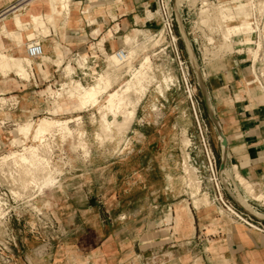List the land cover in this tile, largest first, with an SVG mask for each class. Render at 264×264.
<instances>
[{
	"label": "crops",
	"instance_id": "obj_1",
	"mask_svg": "<svg viewBox=\"0 0 264 264\" xmlns=\"http://www.w3.org/2000/svg\"><path fill=\"white\" fill-rule=\"evenodd\" d=\"M36 2L0 0V18L7 15L0 23L16 33L15 14L23 12L30 21V8L42 13L49 9ZM15 4L12 12L4 13ZM183 14L189 12L184 9ZM2 26L0 52L28 58V35L23 33L19 43ZM160 27L155 0H70L69 15L58 17L56 28L42 43L43 57L47 54L64 66L76 55L90 60L94 45L103 42L107 55L113 54L125 47L128 36ZM186 29L189 32V25ZM239 39V45L249 44ZM246 51L208 63L202 60L201 66L228 143L227 170L236 181L238 174L245 178L259 195L264 194V96L249 85L253 73ZM66 78L63 67L42 59L33 60L28 79L0 71V100L17 103L0 108L1 152L18 124L48 113L39 90ZM139 115L140 108L131 131L140 125L139 135L143 142L150 141L152 150L166 145L163 123L153 124L156 135L148 140L143 124H138L143 121ZM172 163L171 154H140L117 161L95 157L88 167L63 170L57 186L34 199L42 217L10 204L14 212L0 224V264H264V232L221 214L215 204L196 209L192 203L189 207L179 203L182 194ZM240 192L245 195L242 188ZM249 203L264 216V206L251 199Z\"/></svg>",
	"mask_w": 264,
	"mask_h": 264
},
{
	"label": "rangeland",
	"instance_id": "obj_2",
	"mask_svg": "<svg viewBox=\"0 0 264 264\" xmlns=\"http://www.w3.org/2000/svg\"><path fill=\"white\" fill-rule=\"evenodd\" d=\"M193 1L194 0H177V4L179 6V10L181 14L183 13L184 9H185V12H189L188 15L186 16L184 14L183 15L185 17L188 16L190 20L189 31L193 32V34L189 36L190 39L191 38H194L195 40L197 39V44L196 43H193V44L195 46L199 61L201 59L200 66H201L202 60L208 63V62H211L213 59L220 57V56L233 54L235 52L244 53L245 52L244 49L246 48V46L250 45L251 42H248L249 44L245 46L239 45L240 39L238 37L240 36L239 32H244L246 30V27L249 25L250 15H249L248 3H250V1L249 0H234L231 2L221 1V2H215V3H213V1L211 2L210 0L208 1L207 0H196L195 2ZM203 1H206L207 3L209 2V4L212 3L211 5L215 4L219 6V9L214 8L210 12L211 14L208 13V17L210 16V18L211 17L212 18L211 19L209 18L210 22L205 23V24H202V23H203V20L207 18V15L201 13L202 8L204 7V3H205ZM256 1H262V0H256ZM36 4H39L42 6L47 5L48 8L50 9V3L47 1L38 0ZM221 4H223L224 6L222 7ZM23 9L24 7L22 8V10ZM173 10H174V3H173ZM213 10L214 11L216 10V11L213 12ZM218 10L225 11L227 13V18L226 19L224 18V19L229 21L228 23L225 24L228 28L239 29L238 34L234 33V36L230 40L231 44L230 43L227 44L223 36L222 30L224 29H222L223 27L221 28L220 25L221 23H223L224 19L222 17V14ZM33 12L34 10L31 8L28 11V13L31 14V17H32ZM28 13L26 17H28ZM37 13H42V12L37 10ZM201 16H202V19H201ZM24 18L25 17L23 16L21 17V23H22L21 25L23 24L25 25L26 23L25 27L24 25L22 27H20L21 25L18 26L17 27L18 31H16V33H14L12 30L6 31V29H3V31L5 30L4 32L6 33V35L9 33L8 35L10 36V38L14 40L15 38H17L16 40L19 43H22L20 39L23 37V33L28 35L29 40H36V41L43 43L46 40V38H44V35L39 36L40 28L34 22V19L31 18V20L29 21V19L25 20ZM1 19L2 18H0V20ZM2 25H3V22L0 23V27ZM52 27L56 28V26H52ZM11 32H13V35L14 34L15 35L14 36L11 35L12 34ZM17 32L21 33L20 37ZM177 35L179 37V42L177 46L173 43V41H171L169 38L165 36L162 25L155 32H152V33L141 32V33H137L134 36H129L131 40H128L126 38L125 47L127 48V50L136 49L137 51L135 50L136 53L134 54V58L132 60L133 62L132 61L130 62L132 65L127 64L125 65V67L121 66V69L120 68L116 69V66L113 65L111 61H109L110 60L109 57L115 54L107 55L103 47V42H101L99 45H94L91 49L93 57L97 60L98 64L100 65L99 68L96 69L93 67L89 71L83 70L84 67L80 66V64L77 61V58L79 57L88 58L87 55H83V56L79 55V56L73 57L67 62V65L71 64L73 67L76 68V74L74 75V80L80 81L86 87L91 86V85L93 86L99 83L100 82L99 79L101 78V75H104V74H106L103 76L104 78L105 77L110 78V79L112 78L113 80L112 81L113 85H111V88L108 90L110 92L114 90H118L120 88L123 91L127 88V85L131 84L132 89L129 92H127L125 96H127L126 99L127 100L129 99L128 100L129 102L131 101L132 103H136L135 105L138 104L137 105L138 110L140 108L139 117H142L143 121L142 123H138V124H143L142 125V128L144 129L143 133L144 134L147 133L146 136L149 138L148 140H150L152 137H154L153 135H156L155 133L156 129L153 124L155 122H162L163 125L162 127H160V129L162 133L166 135L167 137L166 145L159 147L157 150H152L149 147L150 141L143 142V136L139 135L140 125H136L132 131L131 129L128 130L123 136H118L116 134L115 140L111 141V138H109V137H113V135L107 136L108 138L105 136V139L103 137L102 139L98 140L96 138V133L100 131V124H99L100 115L98 112V108L92 109L91 107L89 111L88 110L81 111V112L75 111L73 105L76 103V99H71L67 95H64V97H61V98H57L56 96L51 94L53 90L58 91L62 87V84L68 83L69 82L68 78L65 79L61 84H57L55 87L51 86L50 88L49 87L50 85L48 86L49 89L47 87H43L39 90L40 99L48 103L49 105V108L47 111L48 113L42 116H39L34 121L35 123H38L40 121L39 119H43V118H50V119L65 121V120H74L78 117H82V120L70 122L68 126L71 129L70 131L68 129L67 130L63 129V131H61V129L59 130L57 129L53 131L52 133L53 135L49 134L50 136L48 135L47 136L48 138L46 137V141L44 145L40 144V142L38 141H34L33 137H30L28 140H26L27 141L26 144L29 146L33 145L35 147H38L39 145L38 147L39 150L42 151L43 154L46 155V158H48L50 161L51 166L50 167L47 166L48 168L46 167L44 169L42 166H40L42 168H37L38 167L37 165H36V168H34L35 167L34 164H31V163L26 164L22 161L18 162L19 160L18 157L17 159L10 158L6 160L7 155H10L11 152L24 153L23 151L24 147L22 145L17 146V145H13L10 142L9 145L5 149H3L2 152L0 151V195L2 198H4V200H6L5 201L7 203L6 206H9V203L12 204L13 206L19 205L24 208H27L26 205H31L32 209H34L37 212H40V210L33 204L35 202L34 199L38 195L44 194L46 190H51L54 188V187L51 188L47 186V188L44 189L45 183L42 180L43 179L42 174L47 172L46 169L47 170L49 169L48 173H52V174L54 173V177L57 176L56 179L59 180L60 182V178L63 174L62 173L63 170L70 171V170H75L79 167H88L91 160H93V158L95 157L110 158L114 161H117L129 155L138 156L140 154H150L152 156H159V155L171 154L174 156V163L170 164L169 166H170V169H172L174 172L177 173L176 183L179 186L180 193L182 194V196L179 199L180 204H183L189 207L190 203H192L196 209H200L203 206H210V204H215L218 207H220L221 214L235 220L236 222L243 223L242 221L237 219V217L232 215L230 212H228L227 210L225 211L218 204V202L215 201V191H214L213 184L209 181L210 179L206 181L204 177H202L201 179L200 177L202 176L201 171L199 167L193 161V156L200 155L201 153L200 149L202 148L199 124H201L204 130L206 139L208 140L209 144L211 145L216 155L219 170H220V164H221V144L219 141V136H217L218 134L207 115L204 102H203V98L201 95V91L199 89L196 76L192 69L186 47L180 36L178 26H177ZM207 40L209 41L210 45H208ZM223 41H224V44H223ZM177 50L179 51L181 59H179V56L176 53ZM240 50L242 51L240 52ZM148 57L150 58V61H151V67L150 69L146 67V69L144 70H147L148 72L150 71L148 73V76H151V77H148V78H145V80L144 79L142 80L144 82L141 83V86L145 88L143 90L145 93H141L139 89L137 87L135 88L134 86L135 81L138 82V80H136L135 76L133 77V74L135 75L136 70H141L142 68L141 64H143L144 61ZM94 58L90 59L89 62L91 63ZM23 59H22V62L24 63ZM51 59L49 58V59H45V60L43 59V60L48 61V62L50 61L53 62ZM181 61L188 63V66L190 67V78H187L188 76L187 72H186V77H185L184 72H183V69H185V66H182ZM30 62L31 64H28ZM28 63L25 62L24 64L32 66V69H33V61H29ZM67 65L65 64V66L63 65L59 68L63 67L65 69ZM39 67L41 68V64L39 65ZM129 69L130 71H128ZM13 70L14 69H12V71ZM201 70L204 76L202 66H201ZM10 72L6 74H9ZM83 73H87V75H83ZM170 75L171 77L172 76L174 77V78L172 77L174 79V82L169 83L168 84L169 88H168V85L166 84L167 82L165 83L163 81H164V77L166 79V78H169ZM133 78L135 81L133 80ZM204 79H205V76H204ZM142 84H145V85H142ZM160 85H162L163 88ZM188 85L191 89L190 92L188 90ZM71 86H74V85H71ZM50 90H51V93H50ZM158 90L160 91L162 90V93H160V91ZM103 96L104 97L101 101L102 105L106 101L107 93H105ZM16 104L17 103L15 102L2 99L0 101V108L7 107V106L14 107V106H17ZM154 105H157L158 108L161 109L156 114L155 112H153ZM94 114L96 115V123H94L92 119V117H94ZM109 119L113 120L114 118L110 116ZM118 120L121 121L122 117L121 116L118 117ZM18 127H19V124L17 128ZM123 140H126V144L123 143ZM185 141H187L188 143L187 142L185 143ZM85 144L87 145V147H85L86 146ZM120 144L122 145L120 146ZM84 148H86V150ZM119 149H121L122 151H119ZM0 150H1V145H0ZM184 162L188 163L189 166L187 165V163L186 165L190 168V173H192L191 171L196 170L195 171L196 173L194 172L192 173L194 174L193 178L196 180L197 179L196 176H198V179L196 180V182L198 181L199 183H201V186L203 185L201 187V191L199 195L196 194L194 190H192V188H188V186L184 182H182L183 180L180 181L181 178L185 175L184 173L185 171H183ZM157 165H159V163ZM27 167H29L30 169ZM132 167H138V163H133ZM119 169L122 170L124 168L122 166ZM25 171L26 172L28 171L27 172L28 177ZM34 172L39 173L35 177L41 176V185L38 186L39 189H36L37 187L33 185L32 183H30L31 178L34 176L33 174ZM30 173H31V176H29ZM45 175L46 173L44 174V176ZM152 177L154 178L153 179L154 181L157 179V175H153ZM224 177H225L226 182L232 183L234 185V188H237L239 192L241 188L243 189V191H245V195H243L240 192L241 200H239L240 198L237 199L238 202L243 207H245L248 210L253 209L252 205L249 203V199H251L252 201H254L256 204L260 206H264V200H263L264 194H259L261 195V197L263 196L261 199V197L259 198V195L255 193L254 188L251 192H248L246 188L244 186L242 187V185L240 184L238 180V177H239L238 175H237V181H236L235 176H232L229 173V171L226 169ZM170 178L172 177L169 176V179ZM122 185L123 184H119V186H122ZM42 187L43 189L40 190V188ZM43 190H44V193L42 192ZM39 192L40 193L42 192V193L40 194ZM2 193H4L5 195H3ZM225 198L226 200L233 202V200L230 198L227 192H225ZM238 209L240 210V208ZM4 213L5 215H7L6 211ZM1 223H2V220L0 221V224Z\"/></svg>",
	"mask_w": 264,
	"mask_h": 264
},
{
	"label": "bare ground",
	"instance_id": "obj_3",
	"mask_svg": "<svg viewBox=\"0 0 264 264\" xmlns=\"http://www.w3.org/2000/svg\"><path fill=\"white\" fill-rule=\"evenodd\" d=\"M33 1H38V0H33ZM43 1H47V2L50 3V9H48L46 11V13H43V14L42 13H37V10L35 9L34 12H33V14H32V18L34 19V22L40 28V35L39 36L44 35V38H46L51 33V30H50L51 28L50 27L56 26V21H57L58 17L63 16L64 14L65 15L66 14L69 15V12H70V0H43ZM195 1L196 0H194L193 2H195ZM249 1H250V3H248V6H249V15H250L249 19L251 18V16L253 15L254 12L261 13V14L264 13V0L259 1V2L255 1V0H249ZM203 2H205L204 3V7L202 8V11L201 10L200 11H201V13L207 15V18H205V19L203 18L204 20H203V23L202 24H205V23L210 22L209 21L210 16L208 17V13H210L212 11V9H214V8L215 9L216 8L219 9V6H217L215 4H214L215 6L214 5H211L212 3L209 4V2L207 3L206 1H203ZM213 3H215V2H213ZM30 4L31 3H28L27 5H30ZM210 5H211V7H210ZM21 7H23V6H21ZM215 11L213 10V12H215ZM218 11L222 14L223 19L224 18L225 19L227 18V13L225 11H221V10H218ZM6 16L7 15H5L4 17H2L1 20L5 19ZM22 16H23L22 13L15 14V16H14V22H15V24L17 26H20L22 24L21 23V17ZM202 16H201V19H202ZM225 19L223 20V23H221L222 20L219 23H221V25H220L221 28L223 27L222 29H224V30L221 29L223 31V32L222 31L221 32L223 33V36H224V38L226 40V43L228 44V43L231 42L230 40L234 36V33H237L238 34V30L239 29L228 28L225 24L228 23L229 21L228 20H225ZM23 25H21L20 27H22ZM25 25H26V23H25ZM25 25H24V27H25ZM206 26H208V25H206ZM2 28L3 29H6V31L9 30L6 24H4L2 26ZM219 30H220V28H219ZM11 33L10 34L13 35V32H11ZM239 34H240V36L238 38H242V39L246 40L247 42H251V44L248 45V46H246V48L244 50H247L249 52V54H251L253 56L254 68H255V70H257L261 66V64H262L261 62L264 60V45L262 43H259L258 48H252V45H253L254 41H253V38H252L253 30L251 28L250 23L246 27V30L244 32H239ZM18 35L20 37L21 36V33H18ZM16 39L17 38H15V40ZM127 39L128 40H131V38L129 36L127 37ZM20 40L22 41L23 40V37ZM211 41H212V39H211ZM240 43H242V42H240ZM223 44H224V41H223ZM226 47H227V45H226ZM135 50H128V59L124 63H122L118 59V57L116 55L110 56L109 57L110 58L109 61H111L112 64L116 66V69L117 68H120L121 69V66L125 67V65H127V64L132 65L130 62L134 58V54L136 53ZM228 50H226V51H228ZM241 51L242 50H240V52ZM220 52H221V50H220ZM49 58L50 57H48L47 54H45L44 57L42 58V60L43 59L44 60L45 59H49ZM22 59L23 58H18V57L6 55V54L0 52V71H2V73H4V75H5L6 73H8V72L12 71V69H14L13 71H15L16 74L20 75L21 77L26 78V79L30 78V73H31V70H32V66H29V65L24 64V63L25 62L28 63L29 61H33V60L30 59V58H24L23 59L24 60V63H23L22 62ZM51 60L53 62H51V61L50 62L51 63H54L58 67H61V66L64 65L61 60H53V59H51ZM77 61L80 64V66L81 67H84V68H86L87 67V64H89V59L87 57H79V58H77ZM28 64H31V62L28 63ZM141 65H142L141 70H136L135 71L136 72L135 75L133 74V77L135 76L136 77V80H138V82L135 81L134 78H133V80L135 81V83H134L135 88L137 87L141 93H145L143 91L145 88H143L141 86V83L144 82V81H142L143 79L145 80V78L151 77V76H148V73L150 71L148 72L147 70H144V69H146V67L150 69V67H151L150 58L148 57L144 61V63L141 64ZM118 66H120V67H118ZM64 70H65V72L67 74V78L69 79V82L62 84V87L58 91H54L53 90L52 93H51V90H50V93L52 95L56 96L57 98H61V97H64V95H67L71 99H76V103L73 105L75 111H79V112L85 111V110H88L89 111L91 107H92V109L98 108V112H99V115H100V119H99L100 131H98L96 133V138L98 140L102 139L103 137L105 139V136L107 137V136L113 135V137H109V138H111V141H112V140H115V135L116 134L118 136H123L128 130L131 129L133 123L135 122V120L137 118V112H138V107H137L138 104L135 105L136 103H132L131 101L129 102L128 101L129 99L127 100L126 99L127 96H125L126 93L129 92L132 89V85L131 84L127 85V88L125 90H123V91L120 88L118 90H114V91H111L110 92L108 90L111 88V85H113L112 84V81L113 80H112V78L111 79L110 78H106V77L104 78L103 76L106 75V74H104V75H101V78L99 79V81H100L99 83H97V84H95L93 86L91 85V86L86 87L80 81H77L76 80L77 81L76 82L74 80V75L76 74V68L75 67H73L71 64H68L65 67ZM128 71H130V69ZM7 75H9V74H7ZM172 77H171V75H170L169 78H166V79L164 77V81L163 82H165V83L167 82L166 83L167 85L169 83L174 82V79H173L174 77L173 78ZM71 85H74V86H71ZM142 85H145V84H142ZM160 86L162 87V85H160ZM49 87L51 88V86H49ZM49 87H48V89H49ZM165 87H167V86H165ZM168 88H169V85H168ZM139 91H137V92H139ZM158 91H160V90H158ZM105 93H107V98H106L105 103L102 105L101 104V101H102V99L104 97L103 95ZM160 93H162V90L160 91ZM141 96H142V94H141ZM160 110L161 109L158 108L157 105H154L153 106V112H155V114L157 112H159ZM110 116H112L114 119L113 120H110L109 119ZM120 116L122 117V120L121 121L118 120V117H120ZM92 119H93V122L96 123V115L95 114H94V117H92ZM39 120L40 121L38 123H35L34 120H30L28 122L19 124V127L16 128V130H15V135H14L15 137L11 140V143L13 145H17V146L18 145H20V146L22 145L24 147L23 148L24 153L11 152L10 155H7L6 160L7 159H10V158L11 159H14V158L17 159V157H18L19 158L18 162L22 161V162H24L26 164L27 163L34 164L35 165V167L33 165L34 168H36V165L38 166L37 168H42L43 167L45 169L47 166L50 167L51 166L50 161H49L48 158H46V155L43 154V152L39 150V148H38L39 145H38V147H35L33 145L29 146V145L26 144V142H27L26 140H28L30 137H33L34 141H38V142H40V144L44 145V143L46 141V137L49 134L53 135L52 134L53 131H55L57 129L58 130L61 129V131H63V129H65V130L68 129L70 131L71 129L68 127L69 124H70V122L80 121V120H82V117H78V118H76L74 120H65V121L55 120V119H50V118H43V119H39ZM158 120H159V118H158ZM186 142L187 141H185V143ZM123 143L126 144V140H123ZM87 145L85 147H87ZM121 145L122 144H120V146ZM120 146H119V148H120ZM84 149L86 150V148H84ZM121 149H119V151H122ZM5 157H4V159H5ZM184 161H185V159H184ZM186 163L187 162H184L183 163V165H184L183 166L184 167L183 171H185L184 172L185 175L181 178L180 181L183 180L182 182H184L188 186V188H192V190H194V192L199 195V193L201 191V187L203 185L201 186V183H199L198 181L196 182V180L198 179V176H196L197 179L195 180L193 178V175L194 174H192L193 172L196 173L195 172L196 170L195 171H191L192 173H190V168L188 167L189 165L187 163V165H188L187 166ZM40 166H42V167H40ZM27 168H29V167H27ZM51 168H50V170H51ZM41 170H43V169H41ZM48 170L46 169L47 172H45L46 173L45 176H44V174H45L44 172H43L44 174H42V176H43L42 177L43 178L42 180L45 183L44 189L47 188V186L48 187H51V188L52 187H55L59 183V180L56 179L57 176L54 177V173L53 174L52 173H48ZM192 170H194V169H192ZM38 171H39V169H38ZM35 172L33 173L34 176L31 178V180H30L31 182L30 183H32L33 185H35L37 187V188L35 187L36 189H39L38 186L41 185V176L40 177L39 176L38 177H35V176H37V174H39L38 172L37 173H35ZM26 175L28 177V173ZM29 176H31V173L29 174ZM238 176H239L238 177V180H239L240 184L242 185V187L244 186L248 192H251L253 190L252 184L249 183L245 178H243L239 174H238ZM200 177L202 179V176H200ZM219 179H220V176H219ZM170 180H172V178H170ZM220 181H221V179H220ZM32 184H30V185H32ZM227 185L231 189V191L234 193V195L236 196V198L237 199L240 198L239 200H241V195H240V192L237 190V188H233L232 189L231 186H230V182H227ZM42 189H43V187L40 188V190H42ZM189 190H191V189H189ZM42 192L44 193V190ZM260 197H261V195H259V198ZM262 197H261V199H262ZM204 199H206V198H204ZM5 201L6 200H4V198H2L1 195H0V221L6 216L5 213H4L5 210L3 208L5 205H7V203ZM31 201H32V199H31ZM255 227H257V226H255Z\"/></svg>",
	"mask_w": 264,
	"mask_h": 264
},
{
	"label": "built area",
	"instance_id": "obj_4",
	"mask_svg": "<svg viewBox=\"0 0 264 264\" xmlns=\"http://www.w3.org/2000/svg\"><path fill=\"white\" fill-rule=\"evenodd\" d=\"M24 1L27 2L28 0H24ZM155 2H156V14L160 19L163 31L165 32V36L169 38L171 41H173V43L177 46L179 42V37L177 35L176 15L173 10L174 0H155ZM16 7L17 4L10 6V8L4 13H10ZM182 17L185 25L186 26L190 25L189 17L188 16L185 17L183 13H182ZM249 23L253 30L252 38L254 43L252 45V48H258L259 43H262L264 45V13L261 14L254 12L251 18L249 19ZM192 34H193L192 31L188 32L189 36H191ZM192 41L193 43L197 44V39L195 40L194 38H192ZM208 45H210L209 41H208ZM26 50H27L28 58L32 60H36V59L40 60L43 58L42 42L36 40H28L26 45ZM176 53L178 54L179 59H181L178 50ZM113 54H115L122 63L126 62L128 59V50L126 47L119 49L117 52ZM250 57H251L250 67L253 73V80L249 82V85L257 86L264 96V60L261 62L262 63L261 66L257 70H255L253 56L251 54ZM181 63L182 66H185V69H183L184 75L186 76L185 73L187 72L188 75L187 78H190V67L188 66V63L183 61H181ZM93 67L96 69L100 67V65L98 64L95 58L92 60L91 63L89 62V64H87V67L84 68L83 70L89 71ZM83 75H87V73H83ZM188 90L189 92L191 90L189 85H188ZM199 126H200V137L202 141V148L200 149L201 152L200 155L193 156V161L199 167L201 171V175L202 177L205 178V181L210 179L209 181L213 184L215 191V201H217L222 208L232 213L235 217H237V219H239L246 225L254 229H257L261 232H264L263 230L264 226L261 222H256L255 219L245 214L243 211H240L232 201L226 200L225 198L226 189L219 179V169H218V161L216 155L211 145L209 144L208 140L206 139L201 124H199ZM230 186L232 189L234 188V185L232 183H230ZM2 194L5 195L4 193ZM26 207L30 208V210L34 212L38 217H42V212L35 211L34 209H32L31 205H26ZM4 210L7 212V215L5 218L2 219V223L6 221L8 218H10L14 212L10 203L9 206L6 205L4 206Z\"/></svg>",
	"mask_w": 264,
	"mask_h": 264
},
{
	"label": "water",
	"instance_id": "obj_5",
	"mask_svg": "<svg viewBox=\"0 0 264 264\" xmlns=\"http://www.w3.org/2000/svg\"><path fill=\"white\" fill-rule=\"evenodd\" d=\"M174 12L176 15L178 30H179L180 36L184 42V45L186 47L187 53L189 55V60H190L192 69L194 71V74L196 76V79H197V82L199 85V89L201 91V95L203 98V102H204V106H205L207 115H208L210 121L212 122L218 136H219V141H220L221 148H222V156H221L219 176H220V179L222 181V184L225 187L228 195L232 198V200L236 203V205L238 206V208H240V210H242L245 214L249 215L253 219H255L259 222H262V221H264V216L257 213L256 211H254L252 209L248 210L245 207H243L238 202L236 196L234 195V193L231 191V189L227 185V182H226L225 177H224L225 171L227 169V157H228L227 139L223 133L221 124H220V122L216 116V113L213 109V106L211 104V100H210L209 92L207 89L206 81L204 79V76H203V73L201 70L200 61H199L195 46H194L192 40L190 39V37L188 35L185 23L183 21L182 14H181V12L179 10V6L177 4V0H174Z\"/></svg>",
	"mask_w": 264,
	"mask_h": 264
}]
</instances>
